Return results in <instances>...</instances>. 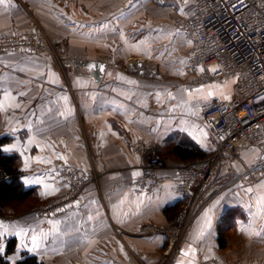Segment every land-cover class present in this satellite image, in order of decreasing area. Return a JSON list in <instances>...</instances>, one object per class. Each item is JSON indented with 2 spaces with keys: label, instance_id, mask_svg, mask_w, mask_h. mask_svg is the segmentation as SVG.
<instances>
[{
  "label": "crops",
  "instance_id": "crops-1",
  "mask_svg": "<svg viewBox=\"0 0 264 264\" xmlns=\"http://www.w3.org/2000/svg\"><path fill=\"white\" fill-rule=\"evenodd\" d=\"M160 3L165 11L161 16ZM149 11L154 15L147 14ZM187 12L161 0L0 3V36L28 34L36 28V18L78 60L107 63L97 81L90 66L75 60L65 61L62 68L51 56L0 52V136L11 137L4 149L20 156L25 185L37 188L41 202L67 191V182L53 179L47 169L58 160L83 171L94 167L99 179V185L88 188L76 205L56 214L40 217L30 211L16 213L10 207L0 212V222L7 228L0 227L2 252L9 238L17 239L16 251L8 257L11 264H17L25 252L45 264L167 263V237L142 236L140 232L148 222L172 220L177 212L172 209L183 201L175 187L181 161L167 156L168 141L171 137L192 139L212 154L216 140L201 106L214 98L231 99L235 84L231 83L228 93L222 92L218 81L178 87L187 78L184 66L191 42L173 23ZM210 135L214 148L208 144ZM139 145L144 152L138 151ZM258 152L247 147L237 154L251 164ZM152 153L164 160L163 183L150 193H134L128 183L142 175ZM58 155L66 159H58ZM45 158L51 163L39 162ZM218 168L217 182L222 184L242 172L244 165L224 157ZM45 184L51 186L49 190H58L41 195ZM249 188L253 191L248 192ZM259 197H264V177L257 184L241 180L217 186L206 196L208 202L189 226L172 264H197L200 258L226 264H264V205ZM235 208L243 213L231 223L228 243L222 247L219 220ZM209 209L211 225L199 236ZM52 221H59L58 231ZM114 225L125 232L118 234ZM22 228L27 234L16 235ZM41 233H48L47 239ZM33 234L42 243L30 251Z\"/></svg>",
  "mask_w": 264,
  "mask_h": 264
},
{
  "label": "built area",
  "instance_id": "built-area-1",
  "mask_svg": "<svg viewBox=\"0 0 264 264\" xmlns=\"http://www.w3.org/2000/svg\"><path fill=\"white\" fill-rule=\"evenodd\" d=\"M161 1L188 10L177 16L173 23L191 42L184 66L187 78L178 87L235 80L231 99L214 98L201 106L207 127L215 137L216 149L205 158L181 162L177 166L175 187L183 199L178 214L164 224L148 222L140 232L142 236L167 237L170 244L166 264H172L189 226L206 206V196L210 192L217 186L221 188L241 180L257 184L264 177V0ZM49 38L51 36L41 27L23 35L4 34L0 36V52L51 56L62 68L65 61L77 60L59 53ZM247 147L259 150L258 158L251 164L237 154ZM138 151L144 152V146L139 145ZM224 157L240 160L244 170L219 184L218 167ZM163 167L164 160L152 153L144 163L142 175L130 181L128 187L137 194L154 191L163 183L160 174ZM47 169L53 179L67 182L68 189L34 206L30 212L36 216L53 215L71 208L94 182L90 170L69 166L63 160L47 166ZM114 228L120 232L119 226L114 225ZM197 264L226 263L200 258Z\"/></svg>",
  "mask_w": 264,
  "mask_h": 264
},
{
  "label": "trees",
  "instance_id": "trees-1",
  "mask_svg": "<svg viewBox=\"0 0 264 264\" xmlns=\"http://www.w3.org/2000/svg\"><path fill=\"white\" fill-rule=\"evenodd\" d=\"M11 137L8 135L0 136V212L7 207H10L14 212H19L21 205L33 206L37 203L38 191L36 187H27L23 180L24 171L20 166V156L17 153H9L4 147L9 143ZM167 156L175 157L181 162L194 160L198 158H205L209 152L203 149L197 142L192 139L173 140L168 141ZM39 200V198H38ZM182 206V204H181ZM180 205H176L172 210L177 211ZM243 211L241 209H228L218 224V238L220 245L225 247L228 243L227 231L231 227L236 217L238 218ZM175 215V216H176ZM175 218V217H174ZM2 238L0 236V243ZM17 248V239L15 237L9 238L6 242L4 252H0V264H11L8 259L9 255L14 253ZM17 264H45L38 256L23 253L22 257L17 261Z\"/></svg>",
  "mask_w": 264,
  "mask_h": 264
},
{
  "label": "snow or ice",
  "instance_id": "snow-or-ice-1",
  "mask_svg": "<svg viewBox=\"0 0 264 264\" xmlns=\"http://www.w3.org/2000/svg\"><path fill=\"white\" fill-rule=\"evenodd\" d=\"M2 2H3V0H0V3H2ZM92 67H95V66L93 65ZM101 70H103L102 66H101ZM129 83H135V82L134 81H129ZM190 95H191V93H190ZM209 95H211V93H209ZM225 98H227V97H225ZM5 150L7 151L9 149H5ZM57 158L58 159H66L65 157L59 156V155L57 156ZM39 162H41V163H49L50 164L51 163V160L45 158V159L39 160ZM134 175H138V173H134ZM37 182L39 183L40 181H37ZM50 187H51L50 185L45 184V189L46 190L44 192H42L41 195H50V194H53L55 191L58 190V189H55V188H51V190H49ZM247 191L248 192H252L253 189L249 188V189H247ZM258 201H259V203H261L262 205H264V197H259L258 198ZM121 203H123V201ZM211 211H212V209H209L208 211H206L204 213L203 226L199 230V233H198L199 236H203L205 229L211 225V215H210ZM91 218L92 217H89V219H91ZM51 223L53 225V229L55 231H58L59 230V228H58L59 221H52ZM0 227H5V230H7L6 226H4L2 224V222H0ZM32 231L35 232V229H32ZM22 234H25L26 235L27 234V230L22 228L18 232H16V235H18V236L19 235H22ZM255 234L256 235H259L260 233L257 232ZM0 235H3V233H0ZM41 236L44 239H47L48 233H41ZM41 243H42V241H41L40 236H37V235L33 234L32 237H31L32 248L29 249V250L30 251H33V250L39 248ZM2 251H3V248L0 247V252H2ZM190 251H193V250L190 248ZM185 255H187V253H185Z\"/></svg>",
  "mask_w": 264,
  "mask_h": 264
},
{
  "label": "rangeland",
  "instance_id": "rangeland-1",
  "mask_svg": "<svg viewBox=\"0 0 264 264\" xmlns=\"http://www.w3.org/2000/svg\"><path fill=\"white\" fill-rule=\"evenodd\" d=\"M162 5L163 4H159L158 6V14L161 16V15H163V14H165V11L163 10V7H162ZM154 13L155 12H150L149 11V13H147V14H151V15H154ZM144 14H146V13H144ZM170 16H172V13H170ZM176 16V15H175ZM159 17V16H158ZM173 17V16H172ZM159 18H161V17H159ZM34 21L36 22V27H41V28H43L40 24H39V22L37 21V19L35 18L34 19ZM44 29V28H43ZM45 30V29H44ZM32 31V30H31ZM46 32V31H45ZM47 33V32H46ZM48 34V33H47ZM51 36V35H50ZM50 39V38H49ZM52 39V40H51ZM51 41L55 44V48H56V50L59 52V53H63L66 57L68 56L69 58H76L77 60L78 59H80L79 58V56H77V55H75V54H72V53H70V52H67L65 49H64V47L58 42V41H56L52 36H51ZM234 83L235 82V80H231V79H229L228 81L226 80V81H224V82H217V83H219V85H220V87H221V90H222V92H225V93H228V91L231 89V87L233 86L231 83ZM209 147L210 148H214V144H215V142H214V140H213V137L210 135V137H209ZM213 150V149H212ZM91 170V172L93 173V175H94V182H92V184L90 185V186H88L87 187V189L88 188H90L91 186H93V185H99V179H98V174H97V172H96V170H95V168L94 167H92V168H90ZM86 189V190H87ZM85 190V191H86ZM66 192V191H65ZM56 197V196H55ZM52 198H54V197H51V198H49L48 200H46V201H40V200H38V198H37V203L36 204H34L33 206H24V205H21L20 207H19V212H17V213H21V212H25V211H30L34 206H36V205H39V204H42V203H44V202H47V201H49L50 199H52ZM117 233L118 234H120V233H123L122 232V229H120V232H118L117 231ZM227 235H228V232H227Z\"/></svg>",
  "mask_w": 264,
  "mask_h": 264
},
{
  "label": "water",
  "instance_id": "water-1",
  "mask_svg": "<svg viewBox=\"0 0 264 264\" xmlns=\"http://www.w3.org/2000/svg\"><path fill=\"white\" fill-rule=\"evenodd\" d=\"M76 63L78 64H86L88 66H90L94 72H95V78L97 81H100L104 75V72L107 68V63L104 62V61H92V62H86V61H83V60H75ZM69 63V62H68ZM95 66V67H92V66ZM101 66L103 68V70H101Z\"/></svg>",
  "mask_w": 264,
  "mask_h": 264
}]
</instances>
